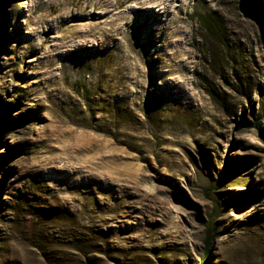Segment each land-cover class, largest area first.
<instances>
[{
	"label": "rangeland",
	"instance_id": "374dc122",
	"mask_svg": "<svg viewBox=\"0 0 264 264\" xmlns=\"http://www.w3.org/2000/svg\"><path fill=\"white\" fill-rule=\"evenodd\" d=\"M116 1L0 0V264H264V0Z\"/></svg>",
	"mask_w": 264,
	"mask_h": 264
},
{
	"label": "trees",
	"instance_id": "16d2710c",
	"mask_svg": "<svg viewBox=\"0 0 264 264\" xmlns=\"http://www.w3.org/2000/svg\"><path fill=\"white\" fill-rule=\"evenodd\" d=\"M261 111H262V113H261V115H259L258 120H257V122H255V124H254L253 127H257V126H259L258 123H261L262 118L264 117V97H263V102H262V108H261ZM246 124L251 125V124H249V123H246ZM215 207H216V208H215V211H214V216L211 217V219H210V221H209V223H208V229H207V241H206L207 244H209V241L211 240L212 232H213V230L215 229V221H216V217H218V214H219V210H218V209H219V203H218V201H215Z\"/></svg>",
	"mask_w": 264,
	"mask_h": 264
},
{
	"label": "bare ground",
	"instance_id": "6f19581e",
	"mask_svg": "<svg viewBox=\"0 0 264 264\" xmlns=\"http://www.w3.org/2000/svg\"><path fill=\"white\" fill-rule=\"evenodd\" d=\"M134 1V0H133ZM138 1V0H137ZM160 1V5L162 6H167V8H169V3L171 0H159ZM130 2V0H117L116 2L112 3L109 5L110 8H114V7H120V6H125L127 5L128 3ZM145 3V2H144ZM149 3V2H148ZM132 4L133 6H135L133 3H130ZM129 4V5H130ZM147 4V3H146ZM139 5V4H138ZM96 6V5H95ZM131 6V5H130ZM125 8V7H124ZM128 8V7H127ZM142 7H132V9H141ZM105 9V8H104ZM173 9V8H172ZM171 11V10H170ZM104 12V11H103ZM122 12V11H121ZM153 13L154 16H157V14L155 12H149L148 15L150 16V14ZM113 15V14H112ZM122 16V15H121ZM92 36V35H91ZM84 43V42H83ZM166 44V43H165ZM67 48V47H66ZM186 83V82H184Z\"/></svg>",
	"mask_w": 264,
	"mask_h": 264
}]
</instances>
